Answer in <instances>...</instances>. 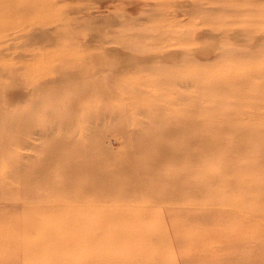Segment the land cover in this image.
Instances as JSON below:
<instances>
[{"label":"rangeland","instance_id":"obj_1","mask_svg":"<svg viewBox=\"0 0 264 264\" xmlns=\"http://www.w3.org/2000/svg\"><path fill=\"white\" fill-rule=\"evenodd\" d=\"M7 1L0 0V264H47V237L62 231L89 234L108 264H131L126 254L139 250L156 253L159 264H264V216L237 189L219 194L228 203L209 205L206 222L187 219L205 211L192 206L188 142L185 156L163 159L173 181L159 200L121 170L150 158L134 145L163 126L159 111L186 120V140L199 133L194 111L221 114L223 102L206 90L210 77L234 104L236 135L256 140L264 99L246 97L264 94V0H60L54 14ZM244 24L253 34L235 37ZM230 67L233 74H219ZM80 142L94 166L76 174L84 188L50 190L53 175L66 177L51 168L52 150L78 152ZM216 164L210 156L195 166L198 181L214 176L220 186ZM94 169L113 171V197L99 195ZM127 239L138 250H124Z\"/></svg>","mask_w":264,"mask_h":264},{"label":"bare ground","instance_id":"obj_2","mask_svg":"<svg viewBox=\"0 0 264 264\" xmlns=\"http://www.w3.org/2000/svg\"><path fill=\"white\" fill-rule=\"evenodd\" d=\"M56 1L60 0H11V4L13 6H20L21 8H28V10L47 8L48 13L52 12L54 14V9L58 10V8L54 7ZM9 2L10 0L6 3L8 4ZM48 2H51V11L50 3L48 4ZM249 27V25L244 24L240 30L235 31V37H249L252 35L253 30ZM252 38L254 39V37ZM231 51L234 52L236 56L239 55V57L246 55L249 57L254 56L252 50L232 49ZM232 70L233 67H230L219 74L224 77L228 74H233L230 73ZM209 81L214 84L213 87L210 86L209 89L206 87V90L211 94L209 96L210 98H214L218 102H223L224 110L221 111L222 115L220 113L218 114L216 112L217 110L210 111L208 109V111L205 112V115L204 111H194V118L191 119L193 125L192 130L198 129L199 133L191 135L189 138L190 140H186L184 135L186 120L183 118H180L179 120L178 118L176 121L175 118L177 115L169 119L167 118L166 113H164L165 111H159V115H164L163 126H161L155 133L148 132V134L143 136L142 141L138 140V143L134 145V152L139 151L143 155H148L150 158L144 162H136L133 168L129 167V163L124 164L121 166V170L126 173L128 178L130 176V178L139 177L138 179L142 180V183L140 186L136 187V189L147 190L146 192L149 190H157L155 196L156 199L159 200V198H161V193H164V189H166L167 185L173 181L172 174H170L166 168H161L160 165L164 158L167 159L170 157L174 160L178 159L182 155L181 153L185 150L186 142H188L190 147L189 157L191 158V162H193L191 163L192 172L190 173L192 206H202L205 209V211L200 213L193 212L187 218L188 220L206 222L210 217H214V214H212L210 210H207L209 209L208 206L214 203H228L226 202L228 200L220 197V195L227 194L235 189L245 195V200L253 201L254 206H257V209L254 210L255 215L258 214L264 216V125L259 128L257 127L259 129V136L254 137L256 140H248L245 136L236 135L235 132H238L240 126L236 122L230 121L231 115L235 112V108L232 106L234 104L221 97L219 90L224 89V85L221 84L223 82L220 83L211 77L209 78ZM262 88L263 84H259V89ZM258 97L264 99V94L259 90L256 91V93L254 91L251 96H247L246 100L254 102ZM226 114H228L229 117H226ZM209 115L211 119L208 118ZM165 118L169 120L166 121ZM227 131L230 132V135H227ZM172 135L174 137L176 136V139L174 140L175 143L169 142L171 144L169 145L168 141H173L174 139ZM87 145L88 144L80 142L76 146L78 152L70 151L62 146H56V149L52 150L53 152L49 156L53 165L51 168L57 169V172L65 174L66 177L61 178L59 174L56 176L53 175V181L49 184L50 190H55L54 188H57L65 192L70 189H75L76 187H80L81 189L84 188L83 186L77 185L76 174H83L84 170H91L94 167L93 163H90V161L92 162V158L88 157V154L91 152V147H87ZM185 154L186 153L184 152L183 155L185 156ZM210 156L216 158L217 164L214 167V171H216V174L219 175L222 181L224 180L220 186H214V176H210L203 181H198L197 179V176L202 173H199V170L195 166L200 162L206 161L207 163ZM105 162L106 161L103 162L102 160H97L96 164H104ZM112 172V170L101 172L98 169H94L91 174V179L95 181L94 187L98 190L99 195H104V198L113 197V193L110 194V191H112L111 188L119 183L114 180V177H112ZM178 176L183 179L187 176V173H185V170H181ZM233 179L238 180L236 183L237 185L231 184V180ZM63 180L65 182H63ZM124 181L127 180L124 179ZM183 185L181 183L180 186H178L177 192H181ZM129 187L130 186L127 184L124 186V189L128 190L130 189ZM179 194L183 197L182 193ZM82 195L84 196V194ZM83 196H80L79 194V198ZM91 204L95 206L97 204L96 200L92 201ZM221 218H225V216L222 215ZM232 227L233 226L229 227L228 225L223 226L225 231L231 230L230 228ZM78 232L62 231L55 234L51 233L47 237L49 254L47 264H108L103 253H97L95 246L93 244L90 245L89 234H78ZM201 234L202 232L200 235ZM180 235H184V231H180L178 236ZM81 237L85 238L82 242L80 240ZM197 239L201 240V238ZM197 239H195L196 242L198 241ZM137 244L138 243L133 244V242L131 243L127 239L122 248L127 250L129 247L133 249L135 246L134 249L138 250V246H136ZM71 245L72 250L69 251L70 255L65 256L64 252H67ZM131 249L128 250L130 251ZM83 250L86 253H81ZM85 254L86 256H82ZM126 257L127 262H132L131 264H159L162 260V258L160 259V256L158 257L156 253L150 251L143 252L142 250L126 254ZM183 257L185 256L183 255ZM168 258H170V256ZM168 261L170 260L168 259ZM187 262L185 261V263Z\"/></svg>","mask_w":264,"mask_h":264}]
</instances>
